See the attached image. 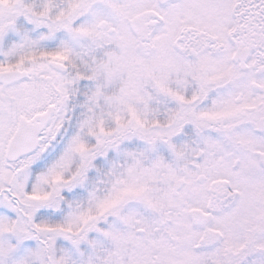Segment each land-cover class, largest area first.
I'll use <instances>...</instances> for the list:
<instances>
[{"label":"snow or ice","instance_id":"6c2138e0","mask_svg":"<svg viewBox=\"0 0 264 264\" xmlns=\"http://www.w3.org/2000/svg\"><path fill=\"white\" fill-rule=\"evenodd\" d=\"M0 264H264V0H0Z\"/></svg>","mask_w":264,"mask_h":264}]
</instances>
